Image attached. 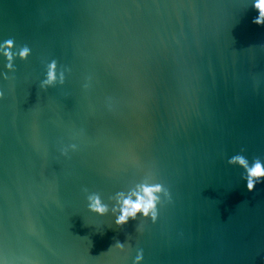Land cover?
<instances>
[{
    "label": "water",
    "instance_id": "95a60500",
    "mask_svg": "<svg viewBox=\"0 0 264 264\" xmlns=\"http://www.w3.org/2000/svg\"><path fill=\"white\" fill-rule=\"evenodd\" d=\"M258 2L0 0V264H264Z\"/></svg>",
    "mask_w": 264,
    "mask_h": 264
},
{
    "label": "clouds",
    "instance_id": "9594fccd",
    "mask_svg": "<svg viewBox=\"0 0 264 264\" xmlns=\"http://www.w3.org/2000/svg\"><path fill=\"white\" fill-rule=\"evenodd\" d=\"M257 7L260 9L261 16H264V0H259ZM241 163L243 161L241 160ZM252 176H262L264 175V168H261L260 164L257 163L252 169L249 170ZM159 189H153L150 187L143 188L144 195H137L135 201L131 198L123 200L122 215L118 217L117 222L122 223L127 220L130 216H135L137 212H143L145 215L154 207V200L156 199L153 195L154 191ZM92 207L94 210L103 213L106 211V207L101 205L99 200H96Z\"/></svg>",
    "mask_w": 264,
    "mask_h": 264
}]
</instances>
